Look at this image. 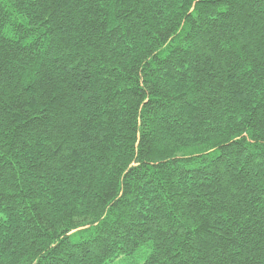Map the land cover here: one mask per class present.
I'll return each mask as SVG.
<instances>
[{
  "label": "trees",
  "instance_id": "trees-1",
  "mask_svg": "<svg viewBox=\"0 0 264 264\" xmlns=\"http://www.w3.org/2000/svg\"><path fill=\"white\" fill-rule=\"evenodd\" d=\"M0 264H264V0H0Z\"/></svg>",
  "mask_w": 264,
  "mask_h": 264
}]
</instances>
